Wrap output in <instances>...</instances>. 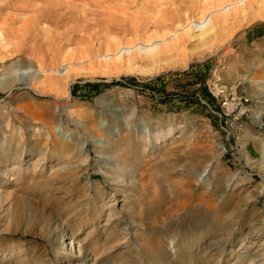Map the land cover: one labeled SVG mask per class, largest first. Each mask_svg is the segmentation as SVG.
<instances>
[{
    "label": "rangeland",
    "instance_id": "obj_1",
    "mask_svg": "<svg viewBox=\"0 0 264 264\" xmlns=\"http://www.w3.org/2000/svg\"><path fill=\"white\" fill-rule=\"evenodd\" d=\"M46 1L0 0V264H264V0Z\"/></svg>",
    "mask_w": 264,
    "mask_h": 264
},
{
    "label": "bare ground",
    "instance_id": "obj_2",
    "mask_svg": "<svg viewBox=\"0 0 264 264\" xmlns=\"http://www.w3.org/2000/svg\"><path fill=\"white\" fill-rule=\"evenodd\" d=\"M121 1V0H120ZM122 1H126V0H122ZM174 1V0H173ZM207 1V0H206ZM215 0H213V2H214ZM221 1V0H220ZM256 1H259V0H223V2H221V5L220 6H218V4L216 5V7L215 6H211L210 5V8H207V11L205 12V14L203 15V17L201 18V17H199V19H193V20H191V21H189V22H187V24L185 25V26H183L182 28H180V29H178V30H181V32H183V28H185V30H184V32L183 33H185V35H186V32L187 33H189V32H191V31H189L188 32V30H189V28L190 29H192V27L193 28H195L196 30H198L199 31V33H198V31H197V33L195 34H193L192 33V35H191V33H189L194 39L196 38H198V39H201L202 40V38H204V39H206V37H205V35L208 33H211L212 31H213V29H214V27H215V29H216V27L218 28V26H222V25H226L227 23H228V19L230 18V19H233V18H236L238 15H240L241 13H244L245 12V9L247 8V6L248 5H250V4H252L253 2H255L256 3ZM262 1V0H261ZM26 2V1H25ZM36 2V1H35ZM34 2V3H35ZM109 2V1H108ZM150 5L151 4H153L152 5V8H153V6L154 5H158L159 4V0H157V1H155V0H150ZM209 2V1H208ZM210 2H212V1H210ZM27 3V2H26ZM203 3H205V2H203ZM218 3V2H217ZM257 3H259V2H257ZM262 3V2H261ZM63 3H62V1L61 0H48V1H46L45 2V6L47 5V7L45 8L44 7V10H43V8L41 7V8H39V9H37V10H35V9H30L31 7L33 8L34 7V4L33 3H29V5L27 6L30 10H32L33 12H34V14H35V16L34 17H32V18H28V19H26V20H24L25 22H33V21H38V20H40V19H43V18H46L45 17V15H46V13L48 12L49 13V11L48 10H54V9H56L57 8V6L58 5H62ZM104 4V3H103ZM103 4H102V6H103ZM118 4V3H117ZM120 4V3H119ZM135 4V3H134ZM210 4V3H209ZM209 4H207L208 5V7H209ZM212 4V3H211ZM220 4V3H219ZM260 4V3H259ZM105 5V4H104ZM108 5V4H107ZM206 5V6H207ZM263 5H264V2H263ZM38 6V5H37ZM59 6V7H60ZM118 6V5H117ZM166 6V5H165ZM58 7V8H59ZM106 7V6H105ZM204 7H205V5H204ZM28 8H26V10H25V8H23V10H20L22 13H27V12H30V11H28L27 9ZM36 8V7H35ZM38 8V7H37ZM116 8V7H115ZM120 8H121V6H120ZM161 8V7H160ZM47 9V10H46ZM117 9V8H116ZM119 9V8H118ZM154 9V8H153ZM47 11L46 13H44V11ZM155 10V9H154ZM162 10V9H161ZM165 10H166V8H165ZM31 11V12H32ZM39 11H41L40 13H38ZM119 11V10H118ZM117 11V12H118ZM124 11V10H123ZM159 11V10H158ZM157 11V12H158ZM51 13V12H50ZM159 13H161V15H163V17H165L166 18V16H164L165 15V13L163 14L162 13V11H159ZM201 13V12H200ZM247 13V12H246ZM51 14H53V13H51ZM145 14V13H144ZM122 15H124V14H122ZM156 15H157V13H156ZM49 16H51V15H49ZM149 16V15H148ZM245 16V15H244ZM11 17V16H10ZM156 17V16H155ZM49 18H51V17H49ZM124 18V17H123ZM145 18H146V16H145ZM154 18V17H153ZM160 18H161V24L162 25H165V23H164V21H165V18H162V16H160ZM159 18V19H160ZM167 18H169V17H167ZM156 19V18H155ZM10 20H15V18H13V17H11L10 18ZM154 21V20H153ZM167 21V20H166ZM157 22H160V21H157ZM163 22V23H162ZM233 22V21H232ZM30 23V24H31ZM167 23V22H166ZM151 24V23H150ZM167 25V24H166ZM194 29V30H195ZM234 29V28H233ZM175 30V29H174ZM193 30V31H194ZM215 31V30H214ZM217 31V30H216ZM219 31V30H218ZM178 32H180V31H178ZM180 32V34L182 35V33ZM213 33H215V32H213ZM179 34V33H178ZM217 34V33H216ZM181 35H177L176 37L179 39V37L180 38H182V36ZM217 36V35H216ZM190 37V36H189ZM191 37V38H192ZM138 38V37H137ZM145 38V37H144ZM173 37H172V35H171V37L170 36H164V37H162L161 35H159L158 33H156L155 31L153 32V34L152 35H150L148 38H146L145 40L143 39V41H139V42H137V43H135V44H133V45H124V46H121L120 48H119V51L116 53V55H117V57H122V55H124V54H126V55H128V57H127V59L130 57V55H132L131 53L133 52V50H136V52L137 53H143L144 55L146 54V55H150V56H155L156 54H158L159 52H161L162 50H164V49H166L165 47L167 46V45H165L166 43H169V44H171V41H173V40H175L176 38H174L173 40ZM139 40H141V38L139 39ZM180 40V42H181V39H179ZM190 40V39H189ZM212 40H213V38H212ZM203 41V40H202ZM176 42V44H177V42L178 41H174V43ZM173 43V42H172ZM182 43V42H181ZM130 44V43H129ZM174 45V44H173ZM177 46V45H176ZM167 48L169 49V46H167ZM177 48V47H176ZM179 49V48H178ZM167 50V49H166ZM173 50V49H172ZM186 52V51H185ZM109 55V56H108ZM107 56L109 57L108 59H112L113 57L112 56H114L115 54H113L112 56L110 55V54H108ZM159 56V55H158ZM148 57V56H147ZM107 58V57H106ZM122 58H124V57H122ZM132 58V57H131ZM143 58V57H142ZM160 58V57H159ZM107 59V60H108ZM156 59V58H155ZM154 59V60H155ZM118 60V59H117ZM151 60H153V57H152V59ZM128 61V60H127ZM131 61H133V59L131 60ZM122 62H123V59H122ZM73 65V64H72ZM40 70H41V67H40ZM263 85V84H262ZM255 88V87H254ZM254 90V89H253ZM170 135V132H168V134L166 135V136H169ZM148 139V138H147ZM148 142V141H147ZM264 145V144H263ZM263 148V147H262ZM263 150V149H262ZM263 152H264V150H263ZM264 154V153H263ZM74 168V167H73ZM79 172V171H78ZM112 208V207H111ZM114 211V210H113ZM108 213V212H107ZM113 214V213H112ZM116 214V213H115ZM108 216V215H107ZM223 220L224 221H226L227 223H235V218H232L231 216H230V214H225L224 216H223ZM125 227V226H124ZM79 230V229H78ZM124 230V229H123ZM250 237H252V234H247L246 236H244V239H245V243L243 242L244 240H242V242H241V244L242 245H245L247 242H248V240H249V238ZM70 239H72V237L71 238H69V240ZM72 242V241H71ZM246 254V253H245ZM248 254V253H247ZM10 257L8 256L7 257V255H2L1 257H0V262H3L4 260H8ZM255 259H260V256H258V257H256Z\"/></svg>",
    "mask_w": 264,
    "mask_h": 264
},
{
    "label": "trees",
    "instance_id": "obj_3",
    "mask_svg": "<svg viewBox=\"0 0 264 264\" xmlns=\"http://www.w3.org/2000/svg\"><path fill=\"white\" fill-rule=\"evenodd\" d=\"M110 84H119V81L113 80V81H111ZM92 86H94V88H96L97 87V84H92Z\"/></svg>",
    "mask_w": 264,
    "mask_h": 264
}]
</instances>
